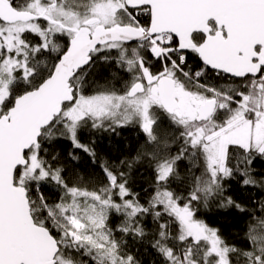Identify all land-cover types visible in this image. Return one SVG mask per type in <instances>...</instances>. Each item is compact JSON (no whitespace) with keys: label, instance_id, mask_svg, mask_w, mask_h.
Segmentation results:
<instances>
[{"label":"snow or ice","instance_id":"1","mask_svg":"<svg viewBox=\"0 0 264 264\" xmlns=\"http://www.w3.org/2000/svg\"><path fill=\"white\" fill-rule=\"evenodd\" d=\"M0 264H264V0H0Z\"/></svg>","mask_w":264,"mask_h":264},{"label":"trees","instance_id":"2","mask_svg":"<svg viewBox=\"0 0 264 264\" xmlns=\"http://www.w3.org/2000/svg\"><path fill=\"white\" fill-rule=\"evenodd\" d=\"M124 136L131 141L134 138L135 133L130 132V131H126L124 133ZM113 143H119V141L118 140L113 141L111 138H106L105 140L102 141V147L105 150H107L108 148H110L113 145ZM66 147H67V145H66ZM209 217H210V222L221 227L225 231V233H229L233 230V226L235 223L234 217L220 215V214H216V213H209Z\"/></svg>","mask_w":264,"mask_h":264}]
</instances>
